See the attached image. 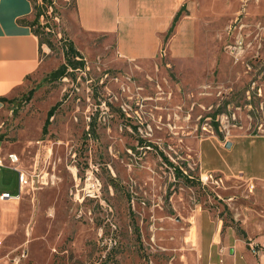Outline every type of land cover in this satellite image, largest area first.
<instances>
[{
    "label": "rangeland",
    "instance_id": "rangeland-1",
    "mask_svg": "<svg viewBox=\"0 0 264 264\" xmlns=\"http://www.w3.org/2000/svg\"><path fill=\"white\" fill-rule=\"evenodd\" d=\"M52 1L33 0L40 69L0 115V138L49 183L9 202L18 226L0 237V264L203 262L202 212L263 255L264 180L247 178L264 177V0H191L179 21L196 23L197 46L172 56L167 35V53L137 62L114 37L78 33L74 0ZM69 55L84 65L54 79ZM228 163L247 178L202 168Z\"/></svg>",
    "mask_w": 264,
    "mask_h": 264
},
{
    "label": "crops",
    "instance_id": "crops-1",
    "mask_svg": "<svg viewBox=\"0 0 264 264\" xmlns=\"http://www.w3.org/2000/svg\"><path fill=\"white\" fill-rule=\"evenodd\" d=\"M190 1L74 0L77 31L88 37H114L115 53L121 60H154L165 52L164 38L181 9ZM187 18L178 21L168 43L167 51L172 56H186L197 46L196 23L187 21ZM35 19L33 0H4L0 7V115L10 107V103L3 99H17L40 69L41 43L31 27ZM234 146L232 143L231 148L226 147V152H231ZM19 153L18 148L0 142V158L5 164L0 167V196L4 193L17 195L19 192L18 172L10 167L9 161L10 154ZM18 157L22 170L35 173V169L29 171L22 166ZM202 168L213 173L232 170L243 175L229 163L224 172L204 165ZM247 179L258 181L264 177ZM9 202L19 201L0 200V237L18 226L19 211L13 209ZM195 226L191 230L196 228L197 245L205 258L203 262L192 264H264V254L255 257L247 252L236 230L225 227L220 219H212L210 213L202 212ZM257 242L263 245L264 240L257 239Z\"/></svg>",
    "mask_w": 264,
    "mask_h": 264
},
{
    "label": "trees",
    "instance_id": "trees-1",
    "mask_svg": "<svg viewBox=\"0 0 264 264\" xmlns=\"http://www.w3.org/2000/svg\"><path fill=\"white\" fill-rule=\"evenodd\" d=\"M43 1H44V3H45L46 5H48V6H50V7H51L52 4H53V1H52V0H43ZM35 11H36V8H35ZM42 17H43V14H42V13L38 12V13L36 14V19H35V21L31 23V27L34 29V31H35V27H36V25H38V24L40 23V19H41ZM178 21H179V14L177 15V17H176V19H175V21H174V24H173L172 28L170 29V31H169V33H168V36H169V37H172V36L174 35V33H175V28H176V25H177ZM35 34H36L37 36H39V34H38L36 31H35ZM68 50H70V52L72 53L74 59H76L77 57H80V53L77 52V50L75 49V46H74L73 43H70V44H69V46H68ZM81 65L83 66L84 64H81ZM81 65L79 66L77 62H73V61L70 59V55H69V56H68V60H67V64L64 65V66H62L58 71L53 72V73L51 74V76H53L54 79H55V78L65 77L68 68H71V69H81V68H82ZM3 101H5V102H9V103L11 104V103H14L15 100H9V101H8V100H6V99H3ZM54 111H55V109H52V110H50L49 113H48V116H47V119H46V121H45L44 128H43V134H44V135L47 134V128L49 127V125H50V123H51V119L54 117V114H55ZM3 141H4L3 138H0V142H3ZM166 161H168V160H166ZM171 165H172V164H171ZM172 167H173V166H172ZM175 171H176V173H175L176 177L181 178L182 175H183V173H182L179 169H177V168H175ZM185 184H186L187 186H195V185H197L196 182L193 180V178H192L191 176H185ZM224 226H225V224H224ZM225 227H231V226H225Z\"/></svg>",
    "mask_w": 264,
    "mask_h": 264
},
{
    "label": "built area",
    "instance_id": "built-area-1",
    "mask_svg": "<svg viewBox=\"0 0 264 264\" xmlns=\"http://www.w3.org/2000/svg\"><path fill=\"white\" fill-rule=\"evenodd\" d=\"M10 167L18 172V181H19V192L17 195H11L10 193H4L0 196L2 201H20L23 197L24 192L27 189H35L37 186H44L49 183L48 174H38L33 173L29 174L26 171L20 168V159L16 154L9 155ZM5 164L0 158V167H4ZM250 249L253 254L259 255L260 250L254 243L249 244Z\"/></svg>",
    "mask_w": 264,
    "mask_h": 264
},
{
    "label": "water",
    "instance_id": "water-1",
    "mask_svg": "<svg viewBox=\"0 0 264 264\" xmlns=\"http://www.w3.org/2000/svg\"><path fill=\"white\" fill-rule=\"evenodd\" d=\"M231 146H232L231 143H227V144H226V147H227V148H231ZM231 252H233V251L231 250Z\"/></svg>",
    "mask_w": 264,
    "mask_h": 264
},
{
    "label": "snow or ice",
    "instance_id": "snow-or-ice-1",
    "mask_svg": "<svg viewBox=\"0 0 264 264\" xmlns=\"http://www.w3.org/2000/svg\"><path fill=\"white\" fill-rule=\"evenodd\" d=\"M4 0H0V7H2Z\"/></svg>",
    "mask_w": 264,
    "mask_h": 264
}]
</instances>
